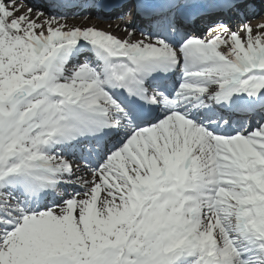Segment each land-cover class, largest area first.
<instances>
[{"label": "snow or ice", "instance_id": "snow-or-ice-1", "mask_svg": "<svg viewBox=\"0 0 264 264\" xmlns=\"http://www.w3.org/2000/svg\"><path fill=\"white\" fill-rule=\"evenodd\" d=\"M111 6L0 0V264H264L257 0Z\"/></svg>", "mask_w": 264, "mask_h": 264}, {"label": "bare ground", "instance_id": "bare-ground-1", "mask_svg": "<svg viewBox=\"0 0 264 264\" xmlns=\"http://www.w3.org/2000/svg\"><path fill=\"white\" fill-rule=\"evenodd\" d=\"M36 3L38 2V3H46V1L45 0H34ZM34 2V3H35ZM35 3V4H36ZM32 6V5H31ZM66 12H68V10H65ZM129 18H131V17H129ZM74 22L75 23H77V24H73V25H80V26H85V25H87V26H92V25H95L96 26V21L95 22H83V21H80L79 23H78V20H74ZM250 23H251V25L253 26V29H256V26L258 25V24H260V23H264V17H261V18H254V19H252L251 21H250ZM98 27V26H97ZM118 27H120V25L118 26ZM101 29H104V30H107V31H110V32H112V33H114V34H117L119 37H122V38H124V37H126V31H123L122 29H118V28H114V27H107V26H101ZM254 31H256V30H254ZM242 35H243V32L241 33ZM139 39V38H138Z\"/></svg>", "mask_w": 264, "mask_h": 264}]
</instances>
